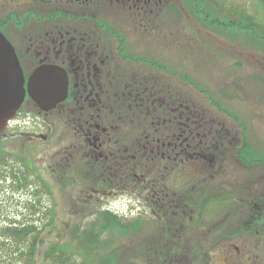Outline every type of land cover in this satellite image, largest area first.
<instances>
[{"label":"flooded vegetation","instance_id":"1","mask_svg":"<svg viewBox=\"0 0 264 264\" xmlns=\"http://www.w3.org/2000/svg\"><path fill=\"white\" fill-rule=\"evenodd\" d=\"M14 1H0V32L15 50L26 86L37 69L47 66L66 73L68 91L50 111L27 95L3 136L31 117L42 121L41 132L61 126L67 141L61 158L65 175L92 180L85 192L99 203L126 194L129 223L161 233L145 242L165 250L163 260L176 261L184 246L198 244L192 231L218 223L228 232L225 245L240 257L264 244V206L257 210V197H251L248 211L239 210L240 201L228 198L232 194L224 180H213L214 168L224 169L218 158L229 130L207 120L196 103L172 95L170 87L160 88L158 77L134 68L138 63L123 59L116 34L102 24L103 3L117 20L137 19L132 26L139 30L143 7L146 32L158 29L163 36L167 28L160 14L166 0ZM156 6L159 16L152 17ZM114 24L111 20L112 29ZM29 138L48 140L44 134ZM248 182L257 185V180ZM214 197L226 198L216 206Z\"/></svg>","mask_w":264,"mask_h":264},{"label":"rangeland","instance_id":"2","mask_svg":"<svg viewBox=\"0 0 264 264\" xmlns=\"http://www.w3.org/2000/svg\"><path fill=\"white\" fill-rule=\"evenodd\" d=\"M206 2L211 14L218 20L248 22L264 32L261 31L264 30V8L259 0ZM158 9L157 6L153 9L152 17L159 16ZM99 11L109 23L108 31L122 39L129 56L146 61L134 68L142 69L144 75L158 77L160 88L171 86L175 96L196 103L207 120L212 118L216 124L229 130L228 138L223 142L225 151L218 158V166L221 164L224 169L219 171L215 167L213 180H224L227 184L225 188L231 192L228 194H232L228 198L240 201L237 205L241 206H236L239 210L248 211L247 204L254 196L257 197V210H261L264 206V165L249 169L242 167L235 157L234 145L241 144V134L245 129L252 147L264 153V46L253 41L249 33L203 25L191 16L184 0H166L160 14L167 28L163 36L158 34V29L146 32L143 7L138 10L141 11L139 30L132 26L137 19L117 20L113 10L103 3ZM111 20L115 22L114 29L110 25ZM150 61L166 66L176 76L155 69L150 66ZM142 121L138 120V123ZM40 122L33 117L19 121L22 128H12L0 139V226L6 223H35L42 230L40 240L45 243L43 250L57 242L80 250L81 229L95 221L102 209H110L116 214L127 211L129 215V197L123 194L117 199L105 198L100 203L90 199L85 192V182L75 184L69 180L70 175H65L61 158L67 141L61 126L55 125L54 133L41 132L38 129ZM40 134L48 136V140H29L30 136ZM4 155L9 156L7 162ZM22 173L27 175L28 183L32 180L33 190L36 191L9 188L14 185H11L13 181L16 180L17 185L23 181ZM247 180H257V185L244 184ZM208 227L200 232L197 228V234L192 231L190 235L197 237L198 244L184 246L177 254V260L166 259L168 263L225 264L226 261L228 264H264V244L261 254L252 248L246 251V257H240L225 245L224 238L228 232L223 230L221 223ZM160 235L145 228L134 236L113 235L96 257L110 259L113 256L114 264H160L150 258L147 250L150 245L145 242L148 236L152 237L151 242L158 240ZM166 255L171 257V254ZM37 264H43V253Z\"/></svg>","mask_w":264,"mask_h":264},{"label":"trees","instance_id":"3","mask_svg":"<svg viewBox=\"0 0 264 264\" xmlns=\"http://www.w3.org/2000/svg\"><path fill=\"white\" fill-rule=\"evenodd\" d=\"M259 2L261 7L264 8V0H259ZM184 3L190 8L191 16L199 20L203 25L209 28H228L235 32L249 33L252 36L251 38L253 41L264 46V32L258 31L260 28H256L254 24L251 25L248 22L244 24L237 21L231 23L218 20L211 14L208 5H206V0H184ZM102 24L107 26L109 25V23L103 20ZM116 38L119 41V51L123 59L131 61L132 63H140L145 61L140 57L131 58V56L128 55L129 52H127L124 47L122 39L119 36H116ZM149 64L150 66L157 67L159 70H162L169 75L173 74L176 76L175 73L169 70L166 66L154 63L153 61H150ZM132 73L134 72L132 71ZM169 87L171 88V86ZM164 94L160 93V96H163ZM172 95L174 94L172 93ZM137 124L138 123L134 122L133 125H131L133 130L136 129ZM124 126L128 129V126L125 124V122ZM242 126L245 128L244 125ZM241 138V144L234 145L236 146L235 157L237 158L238 163L246 169L264 165V153L257 152V149L252 147L248 141L245 129L241 134ZM133 139H135V137ZM237 141L239 140L237 139ZM5 158L7 162L9 160V156L6 155ZM26 176L27 175L22 173L21 180L23 181H20V183L17 185L15 180L11 183V185H14L9 188H26L27 191H36V189L33 190L32 187L34 183H32V180H30L28 183ZM72 181L73 183L79 185L84 183V181L85 183L88 181L92 182V180L81 179L76 180V182L74 180ZM219 201L220 200H217L215 197L213 198L214 205L217 206V204L221 205L223 203V201ZM98 214L99 215L95 221L87 224L79 232L81 244L80 250L77 248L70 249V245L60 242L50 244L48 249L43 250L42 248L44 247L45 243L40 240L42 230H39V227L36 226L35 223H6L5 225L0 226V264H37L38 258H40L42 253L43 264H114L113 256H110V259L108 257H101L97 259V254H99V252L104 247H106L108 241L113 235L134 236L140 233L143 227L140 226V223H129L128 220L121 218L119 215H115L110 210H101V212H98ZM262 249V245H260V247H257V252L261 254ZM147 250L151 259L158 260L160 264H169L168 260H166L167 258L164 261L163 258L160 257V253H165V250L150 247H148Z\"/></svg>","mask_w":264,"mask_h":264},{"label":"water","instance_id":"4","mask_svg":"<svg viewBox=\"0 0 264 264\" xmlns=\"http://www.w3.org/2000/svg\"><path fill=\"white\" fill-rule=\"evenodd\" d=\"M67 75L59 68L40 67L26 86L15 50L0 32V136L16 117L26 95L44 111L54 109L67 98Z\"/></svg>","mask_w":264,"mask_h":264}]
</instances>
